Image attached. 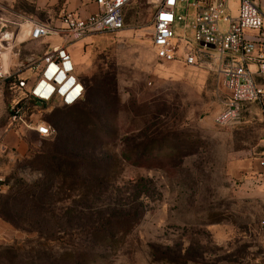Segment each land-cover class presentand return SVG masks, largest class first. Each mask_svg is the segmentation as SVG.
Returning <instances> with one entry per match:
<instances>
[{"label": "rangeland", "instance_id": "374dc122", "mask_svg": "<svg viewBox=\"0 0 264 264\" xmlns=\"http://www.w3.org/2000/svg\"><path fill=\"white\" fill-rule=\"evenodd\" d=\"M161 1L136 0L125 10L122 33L95 36L70 49L82 81L90 82L95 90L92 106L109 104L112 115L99 128L110 137L118 131L110 144L91 139L87 133L74 156L100 168L90 170L88 175L93 179H109L101 189L107 190L109 197L102 201H120L127 207V196L137 192L130 184L140 179L146 181L150 196L142 221L113 258L114 264H264V180L260 173L264 170L259 168L264 158V106L248 105L236 127L215 126L214 118L223 103L212 71L179 62L162 65L156 59L151 43L152 17ZM67 2L0 0V18L20 24L36 19L56 22ZM237 4L238 0L231 1L233 8ZM23 34L21 28L20 36ZM44 42L26 41L14 57L23 62L38 58L43 50L62 44L63 38ZM9 56L6 54V61ZM102 70L115 78L110 99L101 79L95 80ZM29 77L34 79L23 72L1 85L6 106L12 98L10 85ZM79 115L75 108L56 107L44 119L52 125V117L72 122L78 121ZM10 126L4 107L0 110V133ZM156 130L160 140L166 135L176 137L166 145L182 151L181 156L138 167L133 164L137 157H130V151L156 138L152 134ZM54 135L59 132L54 131ZM20 139L27 152L3 154L0 159V165L10 166L7 174L0 173L6 184L15 171L26 182L38 180L43 173L32 168L31 159L57 144L55 137L49 140L27 132ZM13 230L12 237L1 234L0 246L15 242L20 254L40 249L36 244L24 245L25 235Z\"/></svg>", "mask_w": 264, "mask_h": 264}, {"label": "built area", "instance_id": "2783aa9c", "mask_svg": "<svg viewBox=\"0 0 264 264\" xmlns=\"http://www.w3.org/2000/svg\"><path fill=\"white\" fill-rule=\"evenodd\" d=\"M89 1L86 5L94 4L95 11L65 9L56 22L47 24L0 19V86L23 72L34 77L10 85V130L48 139L54 130L45 115L56 107H74L84 101L85 85L70 49L95 36L122 33L125 10L136 0ZM231 1L162 0L152 17L151 43L159 63L179 62L212 71L222 94L223 108L214 118L220 128L238 126L248 105L264 106V0H238L235 8ZM23 25L30 27V42L42 44L48 38H63V42L12 67L10 57L23 44ZM78 88L82 89L79 95ZM259 168L264 170V158ZM260 173L264 180V171ZM4 184L0 178V194ZM261 234L264 240V220Z\"/></svg>", "mask_w": 264, "mask_h": 264}, {"label": "trees", "instance_id": "16d2710c", "mask_svg": "<svg viewBox=\"0 0 264 264\" xmlns=\"http://www.w3.org/2000/svg\"><path fill=\"white\" fill-rule=\"evenodd\" d=\"M98 79L110 99L115 78L102 70L95 80ZM84 85L86 94L81 104L59 107L78 110L80 121L52 117L53 126L48 125L59 135L53 134L48 139L57 138V144L31 159L32 168L43 175L29 183L15 171L4 184L9 190L0 194V221L25 235L24 245L36 244L40 249L20 254L15 242L0 246V264H114L113 258L122 251L144 217V207L150 199L144 179L130 184L137 192L127 196L128 209L119 200L115 204L107 203L102 201L104 196L109 197L107 190L101 189L109 179L99 176L93 179L88 175L90 170L97 172L100 168L92 161L74 156L78 142L87 133L91 139L110 144L118 132L113 131L110 137L99 128L112 115L108 113L109 104L93 107V86L88 81ZM152 134L156 137L160 133L156 130ZM158 137L131 149L130 157H137L133 164L150 167L155 161L181 156L182 151L176 152L175 147L166 145L176 137L166 135L162 140ZM9 182H13L12 186ZM140 187L145 189L140 191Z\"/></svg>", "mask_w": 264, "mask_h": 264}, {"label": "crops", "instance_id": "0c3cea01", "mask_svg": "<svg viewBox=\"0 0 264 264\" xmlns=\"http://www.w3.org/2000/svg\"><path fill=\"white\" fill-rule=\"evenodd\" d=\"M89 2H90L89 0H68L67 5L64 6L63 10L65 9H67L68 11L79 10L80 12L91 13L95 11V6L94 4H90L87 6L86 4H88ZM36 21L47 24L50 21H52V19L49 21H42V20L36 19ZM23 30H24V34L23 36H20V37H21V41L25 43L26 41H29L28 38L30 35V27H23ZM44 43L45 42H43L42 44L40 43H34V44L45 45ZM10 61H11L12 67L16 66L17 64L21 62V60L18 57H14V56L10 57ZM0 89H1V86H0ZM4 107H5V110L7 111L5 99L3 97V94H1V91H0V110L3 111ZM20 136L21 135L19 133L10 130V128L6 132L2 131L0 133V159L2 158L3 154H9L10 156L11 154L13 155L15 153H18L19 155H23L27 152V145L20 139ZM6 149L8 150V152L7 151L5 152ZM9 169H10L9 165H4V164L0 165V173L7 174ZM0 178H3V177H0ZM10 229L13 230L11 226L0 221V236L1 234H5V233L9 234V236L11 237L14 236L13 232ZM13 231L15 232V230Z\"/></svg>", "mask_w": 264, "mask_h": 264}, {"label": "snow or ice", "instance_id": "6c2138e0", "mask_svg": "<svg viewBox=\"0 0 264 264\" xmlns=\"http://www.w3.org/2000/svg\"><path fill=\"white\" fill-rule=\"evenodd\" d=\"M165 18H166V19H170V17H165ZM80 91H82V89H79V88H78V89L76 90V94L79 95ZM42 131H43V130H42Z\"/></svg>", "mask_w": 264, "mask_h": 264}, {"label": "bare ground", "instance_id": "6f19581e", "mask_svg": "<svg viewBox=\"0 0 264 264\" xmlns=\"http://www.w3.org/2000/svg\"><path fill=\"white\" fill-rule=\"evenodd\" d=\"M26 27H29L28 25L26 26ZM8 54V53H7ZM5 56H6V54H5ZM6 60V59H5Z\"/></svg>", "mask_w": 264, "mask_h": 264}]
</instances>
